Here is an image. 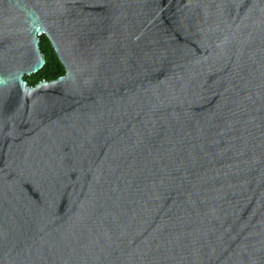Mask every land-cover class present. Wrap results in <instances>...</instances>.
Wrapping results in <instances>:
<instances>
[{"label": "water", "instance_id": "95a60500", "mask_svg": "<svg viewBox=\"0 0 264 264\" xmlns=\"http://www.w3.org/2000/svg\"><path fill=\"white\" fill-rule=\"evenodd\" d=\"M0 264H264V0H0Z\"/></svg>", "mask_w": 264, "mask_h": 264}, {"label": "trees", "instance_id": "16d2710c", "mask_svg": "<svg viewBox=\"0 0 264 264\" xmlns=\"http://www.w3.org/2000/svg\"><path fill=\"white\" fill-rule=\"evenodd\" d=\"M41 49L46 54V64L38 72L25 75L24 78L30 85H35L42 80L56 79L65 74L64 65L59 59L50 39L45 34L41 36Z\"/></svg>", "mask_w": 264, "mask_h": 264}]
</instances>
